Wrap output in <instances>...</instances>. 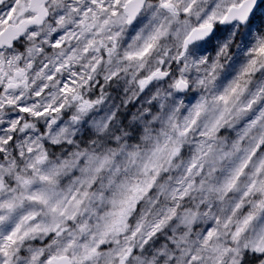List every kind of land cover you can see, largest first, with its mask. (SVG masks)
<instances>
[{
    "label": "clouds",
    "instance_id": "clouds-1",
    "mask_svg": "<svg viewBox=\"0 0 264 264\" xmlns=\"http://www.w3.org/2000/svg\"><path fill=\"white\" fill-rule=\"evenodd\" d=\"M0 264H264V0H0Z\"/></svg>",
    "mask_w": 264,
    "mask_h": 264
}]
</instances>
